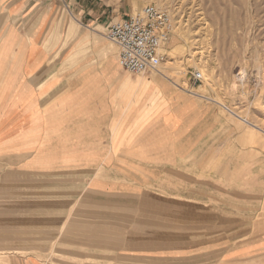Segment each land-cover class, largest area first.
Returning a JSON list of instances; mask_svg holds the SVG:
<instances>
[{
	"label": "rangeland",
	"instance_id": "rangeland-1",
	"mask_svg": "<svg viewBox=\"0 0 264 264\" xmlns=\"http://www.w3.org/2000/svg\"><path fill=\"white\" fill-rule=\"evenodd\" d=\"M91 1L109 21L149 4L167 13L155 73L183 96L177 160L121 192L50 184L0 156V264H176L169 256L264 236V0ZM101 31L43 44L58 42L57 64L99 63Z\"/></svg>",
	"mask_w": 264,
	"mask_h": 264
},
{
	"label": "crops",
	"instance_id": "crops-1",
	"mask_svg": "<svg viewBox=\"0 0 264 264\" xmlns=\"http://www.w3.org/2000/svg\"><path fill=\"white\" fill-rule=\"evenodd\" d=\"M105 13L91 0H0L3 166L18 158L13 168L51 175L50 184H86L89 190L116 186L111 189L122 192L177 160L182 114L175 112L183 96L161 75L124 71L106 45L97 51L102 61L75 66L56 63L58 42L44 47V36H81L80 41L101 36L110 22ZM206 248L169 259L264 264V236Z\"/></svg>",
	"mask_w": 264,
	"mask_h": 264
},
{
	"label": "built area",
	"instance_id": "built-area-1",
	"mask_svg": "<svg viewBox=\"0 0 264 264\" xmlns=\"http://www.w3.org/2000/svg\"><path fill=\"white\" fill-rule=\"evenodd\" d=\"M169 23L163 9L149 4L107 24L105 36L116 48L117 62L124 71L136 75L158 71ZM192 78L201 80L202 74L193 72Z\"/></svg>",
	"mask_w": 264,
	"mask_h": 264
},
{
	"label": "bare ground",
	"instance_id": "bare-ground-1",
	"mask_svg": "<svg viewBox=\"0 0 264 264\" xmlns=\"http://www.w3.org/2000/svg\"><path fill=\"white\" fill-rule=\"evenodd\" d=\"M109 44H111V43H109ZM109 44H107V48H106V49L112 51L113 49H112V47H111ZM115 59H116V56H115ZM116 62H117V59H116ZM117 64H118V62H117ZM156 73H157V72H156ZM156 73H155V74H156ZM158 73L161 74V72H158ZM239 73H240V72H238V74H239ZM235 115H236L238 118H240L237 114H235ZM249 124H250V126L253 127V128H256V129L258 128L256 125H254V124H252V123H249ZM260 138H261V137H260Z\"/></svg>",
	"mask_w": 264,
	"mask_h": 264
}]
</instances>
